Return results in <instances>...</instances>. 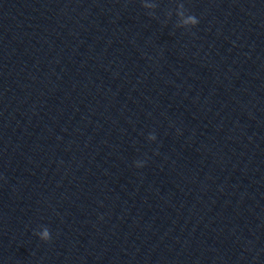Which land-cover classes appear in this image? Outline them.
Masks as SVG:
<instances>
[{
    "label": "water",
    "instance_id": "1",
    "mask_svg": "<svg viewBox=\"0 0 264 264\" xmlns=\"http://www.w3.org/2000/svg\"><path fill=\"white\" fill-rule=\"evenodd\" d=\"M0 264H264V0H0Z\"/></svg>",
    "mask_w": 264,
    "mask_h": 264
},
{
    "label": "clouds",
    "instance_id": "2",
    "mask_svg": "<svg viewBox=\"0 0 264 264\" xmlns=\"http://www.w3.org/2000/svg\"><path fill=\"white\" fill-rule=\"evenodd\" d=\"M197 23H198V21H197V19L194 16L187 18L186 24L188 26L195 27L197 25ZM149 139L152 140V141H155L156 137L155 136H150ZM136 166L137 167H141L142 163H137ZM36 235L38 236V238L40 240H42L44 242H47L50 239V233H49L47 228L40 229L36 233Z\"/></svg>",
    "mask_w": 264,
    "mask_h": 264
}]
</instances>
